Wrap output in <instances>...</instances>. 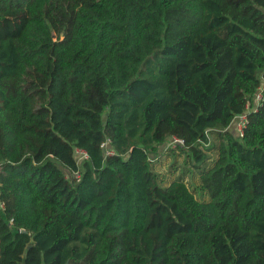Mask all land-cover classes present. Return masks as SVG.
I'll list each match as a JSON object with an SVG mask.
<instances>
[{"label":"trees","instance_id":"trees-1","mask_svg":"<svg viewBox=\"0 0 264 264\" xmlns=\"http://www.w3.org/2000/svg\"><path fill=\"white\" fill-rule=\"evenodd\" d=\"M260 86L264 0H0V264H264Z\"/></svg>","mask_w":264,"mask_h":264},{"label":"built area","instance_id":"built-area-1","mask_svg":"<svg viewBox=\"0 0 264 264\" xmlns=\"http://www.w3.org/2000/svg\"><path fill=\"white\" fill-rule=\"evenodd\" d=\"M263 99H264V95H263V92H262V88L260 86L259 89L256 91L254 97H253V103L250 104V105H247V108H246L245 112H243L241 114H238L235 117V127H236V130H237V132L239 134L242 133L243 127L246 124V121H247L246 114H247V112H249L251 108H255ZM174 141L182 142V140L180 138L176 137V136H173V138L170 140L171 143L174 142ZM109 142H110L109 139H106V140H104L101 143V145L104 148V153L106 155L114 153V149L109 146ZM74 154H75L76 159H77L78 162H80V161H82L84 159H87L89 157L88 152L84 148L78 147V146L74 147ZM74 174L76 176H78L79 173H78V171H75ZM0 204L2 205V203H0Z\"/></svg>","mask_w":264,"mask_h":264},{"label":"rangeland","instance_id":"rangeland-1","mask_svg":"<svg viewBox=\"0 0 264 264\" xmlns=\"http://www.w3.org/2000/svg\"><path fill=\"white\" fill-rule=\"evenodd\" d=\"M229 128H230L231 130H233L234 134L236 135L235 125H234V124H230ZM236 136H237V135H236ZM170 143H171V142L168 141L167 145L170 144ZM163 149H164V145L160 146V151H162ZM169 158H170V157L167 158V161H166L167 163H166V162L163 163L164 166H160V167H158L157 169H158V170H161V171H166L167 168H168V165H169V163H170V161H171V159H172V157H171V159H169ZM179 168L181 169V166H180ZM177 172H179V170H178ZM65 173L67 174V177H70V173H69L68 171H65Z\"/></svg>","mask_w":264,"mask_h":264}]
</instances>
